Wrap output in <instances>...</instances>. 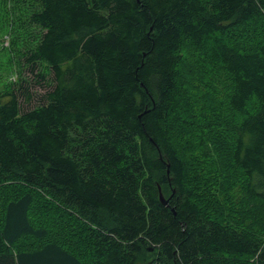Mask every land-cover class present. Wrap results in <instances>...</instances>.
I'll return each mask as SVG.
<instances>
[{"label": "trees", "instance_id": "1", "mask_svg": "<svg viewBox=\"0 0 264 264\" xmlns=\"http://www.w3.org/2000/svg\"><path fill=\"white\" fill-rule=\"evenodd\" d=\"M35 1L32 80L0 95V264H86L32 220L43 197L90 264H264V0Z\"/></svg>", "mask_w": 264, "mask_h": 264}, {"label": "rangeland", "instance_id": "2", "mask_svg": "<svg viewBox=\"0 0 264 264\" xmlns=\"http://www.w3.org/2000/svg\"><path fill=\"white\" fill-rule=\"evenodd\" d=\"M36 8L35 0L27 2L23 0H0V95L13 90L22 79L32 80V76L24 67L23 54L34 48L41 37L40 30L28 23V17ZM181 55H183V60L179 68V80L184 87L188 88L186 82H192L194 75L197 79L201 71L198 69V64L192 57L191 48L188 45H184ZM200 86L197 85L195 89H199ZM33 90L37 94L44 92V89L37 87L34 83ZM185 156H188L187 152H185ZM189 164V181L192 186L200 187L198 191L201 194L202 205L207 209L216 206L215 194L217 191H215L214 186L207 188L205 182L207 176L202 171L198 158L192 154ZM239 189L237 187L232 192L237 211L241 208L240 205H237L241 198L239 195L241 190ZM31 217L35 224L49 230L52 239L59 238V241L67 249H74L81 255L86 264H90L92 255V244L88 236L90 232L86 224L76 214L58 206L49 198L43 197L33 206ZM236 217H240L239 213L236 214ZM246 219L251 220L250 218ZM226 220L230 221L231 225L235 224L232 217L229 218L228 216ZM238 225L244 227L243 224ZM254 225H251L249 229ZM153 256V254L147 255L149 262L152 261Z\"/></svg>", "mask_w": 264, "mask_h": 264}, {"label": "water", "instance_id": "3", "mask_svg": "<svg viewBox=\"0 0 264 264\" xmlns=\"http://www.w3.org/2000/svg\"><path fill=\"white\" fill-rule=\"evenodd\" d=\"M160 198H161V202H162L163 204H165V205H167V204H168V201H167V200H165V198L163 197V195H162V194H161Z\"/></svg>", "mask_w": 264, "mask_h": 264}]
</instances>
